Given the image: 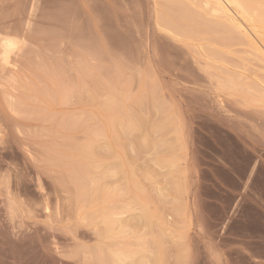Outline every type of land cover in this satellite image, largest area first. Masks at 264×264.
<instances>
[{
	"label": "rangeland",
	"instance_id": "1",
	"mask_svg": "<svg viewBox=\"0 0 264 264\" xmlns=\"http://www.w3.org/2000/svg\"><path fill=\"white\" fill-rule=\"evenodd\" d=\"M171 1L0 0V264H264V37Z\"/></svg>",
	"mask_w": 264,
	"mask_h": 264
},
{
	"label": "bare ground",
	"instance_id": "2",
	"mask_svg": "<svg viewBox=\"0 0 264 264\" xmlns=\"http://www.w3.org/2000/svg\"><path fill=\"white\" fill-rule=\"evenodd\" d=\"M4 1V0H3ZM34 1V0H33ZM153 1V0H152ZM171 1V0H170ZM179 1V0H178ZM187 1V0H186ZM207 1H211L214 5H213V10L214 11H217V12H220V14L219 15H221L222 16V14L221 13H223V14H226V15H229V16H231V13L233 14V15H236L237 16V14L239 15V18L242 16L243 18H244V20H246V21H248V22H251V23H249L250 25L252 24V26L254 27V28H257V29H259L260 30V32L259 33H261L262 35H263V37H264V11H261L260 9H259V7H258V11L255 9V13H254V8L256 7V5H257V2H259V0H207ZM10 2V1H9ZM23 2V1H22ZM138 2V1H137ZM146 2V1H145ZM172 2V1H171ZM173 2H174V0H173ZM176 2H177V0H176ZM181 1H179V3H180ZM192 2V1H191ZM199 2V1H198ZM183 2H181V4H182ZM189 3V2H188ZM260 3H264V0H263V2L262 1H260ZM259 3V4H260ZM16 4V3H15ZM86 4H88V3H86ZM136 4V3H135ZM145 4V3H144ZM175 4V3H174ZM174 4H172L171 3V5L173 6ZM191 4V3H190ZM189 4V5H190ZM204 4H205V1H204ZM207 4H209V2L207 3ZM256 4V5H255ZM33 5V4H32ZM100 5V4H99ZM170 5V4H169ZM175 5H177V4H175ZM174 5V6H175ZM185 5V3H183V8L184 7H186V5ZM255 5V6H254ZM16 6V5H15ZM172 6H170L171 7V9H172ZM173 6V7H174ZM182 6V5H181ZM181 6H175V9L174 10H170V11H175L176 9H177V12H175L176 14L178 13V12H180V13H178V14H181V15H183L182 14V12L184 11L185 12V10L187 9V7L186 8H184L185 10H183V8L181 7ZM209 6V5H208ZM263 6H264V4H263ZM262 6V7H263ZM3 7V6H2ZM35 7V6H34ZM98 7V6H97ZM145 7V6H144ZM161 7H162V4H161ZM164 7V6H163ZM176 7H178V8H176ZM179 7H180V9L182 8V10L181 11H178V9H179ZM195 7V6H194ZM261 7V6H260ZM261 7V9H263ZM66 8V7H65ZM17 9V8H16ZM19 9V8H18ZM17 9V10H18ZM35 9V8H34ZM63 9V8H62ZM96 9V8H95ZM113 9V8H112ZM118 9V8H117ZM123 9V8H122ZM164 9V8H163ZM179 9V10H180ZM199 9V8H198ZM210 9V8H209ZM5 10V9H4ZM32 10H33V7H32ZM108 10V9H107ZM111 10V9H110ZM167 10H169V7L167 8ZM207 10V9H206ZM213 10H212V12H213ZM8 11V10H7ZM35 11V10H34ZM63 11V10H62ZM61 11V12H62ZM113 11H115V10H113ZM146 11V10H145ZM169 11V12H170ZM188 11V10H187ZM65 11H63V13H64ZM85 12V11H84ZM156 12V11H155ZM189 12V11H188ZM204 12V11H203ZM236 13V14H234V13ZM253 12V13H252ZM31 13H32V11H31ZM173 13V12H172ZM174 13V14H175ZM204 13H206V12H204ZM14 14H16V13H14ZM108 14V13H107ZM160 14V13H159ZM164 14V17H163V21H160V22H163V23H165V25H166V23H167V17H169V13H168V15L166 16V14L165 13H163ZM163 14H161V15H163ZM173 14V15H174ZM192 14V13H191ZM48 15V14H47ZM46 15V16H47ZM71 15V14H70ZM75 15V14H74ZM140 15V14H139ZM158 15V14H157ZM160 15V16H161ZM206 15V14H205ZM212 15V14H211ZM45 16V17H46ZM61 16V15H60ZM172 16V15H171ZM175 16V15H174ZM177 16V15H176ZM179 16V15H178ZM224 16V15H223ZM227 17L228 19H227V21H230L231 19H230V17ZM18 17V16H17ZM59 17V16H58ZM72 17V16H71ZM166 17V18H165ZM180 17V16H179ZM179 17H177V19L176 20H180L179 19ZM214 17V16H213ZM29 18V17H28ZM31 18H32V16H31ZM104 18V17H103ZM109 18H110V16H109ZM156 18V17H155ZM170 18V17H169ZM174 18L175 17H173V20H174ZM210 18V17H209ZM225 18V17H224ZM243 18H241V19H243ZM53 19V18H52ZM158 19L159 20H162V18L160 17H158ZM186 18H184V21H186L185 20ZM188 19H190V18H188ZM226 19V18H225ZM32 20V19H31ZM30 20V21H31ZM68 20V19H67ZM142 20V19H141ZM151 20V19H150ZM164 20H165V22H164ZM170 20V19H169ZM217 20V19H216ZM243 20V21H244ZM29 21V20H28ZM154 21H155V19H154ZM188 21V20H187ZM234 22V20H233V18H232V20H231V22ZM86 22V21H85ZM180 22V21H179ZM198 22V21H197ZM196 22V23H197ZM203 22V21H202ZM241 22L242 21H240L238 24L235 22V23H232V24H228L229 25V27L230 26H232L233 25V28H237L238 30H239V28H241L240 26H242L241 25ZM98 23V22H97ZM175 23H178V22H175ZM195 23V22H194ZM224 22H221V24H223ZM246 23V22H245ZM28 24H29V22H28ZM114 24V23H113ZM126 24V23H125ZM159 24H161V23H159ZM186 24V23H185ZM247 24V23H246ZM5 25V24H4ZM167 25H169V24H167ZM220 25V24H219ZM201 26V25H200ZM208 26V25H207ZM211 26V25H210ZM222 26V25H221ZM226 25H223V29H224V27H225ZM103 27V26H102ZM158 27H160L159 25H158ZM176 27V26H175ZM192 27H194V26H192ZM227 27V26H226ZM245 27V26H244ZM190 28V27H189ZM228 28V27H227ZM226 28V29H227ZM253 28V29H254ZM116 29V28H115ZM152 29V28H151ZM177 29V28H176ZM188 29V28H187ZM195 29V28H194ZM222 29V30H223ZM244 29H246V28H243V30H242V32H243V34H242V37H247L246 38V40H248V42H249V44L251 43V42H253V41H251L250 42V40L251 39H249V33L250 32H248L247 30H245L244 31ZM154 30V29H153ZM228 30V29H227ZM183 32H184V34H185V36H187L188 34H187V30L186 29H184V30H182ZM187 31V32H186ZM217 31H218V29H217ZM254 31V30H253ZM24 32H25V30H24ZM139 32V31H138ZM177 32V31H176ZM181 32V31H180ZM183 32H181V34L183 33ZM192 32V31H191ZM207 32H209V31H207ZM224 32H225V30H224ZM230 32V30H228V32L226 31L225 33L227 34L228 33V35L230 34L231 35V33H232V30H231V32ZM241 32V31H240ZM241 32V33H242ZM214 33V32H213ZM234 33H236L235 31L232 33V36L234 35ZM254 33V32H253ZM8 34V33H7ZM7 34H0V67H1V69H8V71H9V73H11L12 72V79H13V77H14V74H15V70H16V60L14 61H12L11 59H10V55H11V53L12 54H19V49H18V44L20 43V41L22 40H20L19 39V41L16 39V37H15V35H7ZM180 34V33H179ZM199 34V33H198ZM205 34H206V32H205ZM204 34V35H205ZM239 34V33H238ZM160 35V34H159ZM183 35V34H182ZM192 35V34H191ZM196 35V34H195ZM229 35V36H230ZM235 35H237V33L235 34ZM256 35H258V34H256ZM261 35V36H262ZM14 36V37H13ZM189 36V35H188ZM187 36V37H188ZM27 37V36H26ZM100 37V36H99ZM183 37V36H182ZM197 37V36H196ZM237 37V36H236ZM235 37V38H236ZM262 37V38H263ZM199 38V37H198ZM216 38V37H215ZM251 38H252V36H251ZM24 39V38H23ZM168 39V38H167ZM25 40V39H24ZM24 40L22 41V42H24ZM61 40V39H60ZM193 40V39H192ZM211 40V39H210ZM220 40V39H219ZM230 40H231V38H230ZM261 40V39H260ZM263 40V39H262ZM168 41H170V40H168ZM174 41V40H173ZM255 41V40H254ZM21 42V43H22ZM25 42H26V40H25ZM152 42V41H151ZM218 42V41H217ZM227 42V41H226ZM238 42V41H237ZM236 42V43H237ZM247 42V43H248ZM256 42V41H255ZM175 43V42H174ZM246 43V42H245ZM260 43V42H259ZM163 44H164V42H163ZM219 44V43H218ZM240 44V43H239ZM251 44H253V43H251ZM263 44H264V40H263ZM162 45V44H161ZM221 45V44H220ZM244 45V44H243ZM254 45V44H253ZM256 45V44H255ZM257 45H258V43H257ZM20 46H21V44H20ZM223 46V45H222ZM245 46V45H244ZM152 47V46H151ZM182 47V46H181ZM188 47V46H187ZM192 47V46H191ZM225 47V46H224ZM251 48H252V46H250ZM248 48V49H251V48ZM257 47V49L258 50H260V51H262V49L260 48V46L258 47V46H255L254 48H256ZM183 48V47H182ZM211 48H209V50H210ZM16 50H18V51H16ZM169 50V49H168ZM211 50H213V49H211ZM253 50H255V49H253ZM69 51V50H68ZM142 51V50H141ZM246 51V50H245ZM244 51V52H245ZM252 51V50H251ZM256 51V50H255ZM152 52H154V51H152ZM168 52V51H167ZM248 52V51H247ZM250 53V52H249ZM253 53V52H252ZM261 54L263 53V52H260ZM158 54V53H157ZM211 54V53H210ZM251 54V53H250ZM110 55V54H109ZM208 55V54H207ZM222 55V54H221ZM254 55V54H253ZM252 55V56H253ZM78 56V55H77ZM154 56H155V54H154ZM160 56V55H159ZM213 56H214V54H213ZM22 57V56H21ZM264 57V56H263ZM14 58V57H13ZM105 58V57H104ZM124 58V57H123ZM159 58V57H158ZM166 58V57H165ZM183 58H184V56H183ZM186 58V57H185ZM187 58H188V56H187ZM218 58V57H217ZM256 58V57H255ZM260 58V57H259ZM258 58V59H259ZM262 58V57H261ZM135 59V58H134ZM181 59V58H180ZM221 59V58H220ZM264 59V58H263ZM19 60V59H18ZM84 60V59H83ZM103 60V59H102ZM170 60H171V58H170ZM182 60V59H181ZM158 61H159V59H158ZM104 62V61H103ZM159 62H161V61H159ZM165 62V61H164ZM169 62V61H168ZM183 62V61H182ZM63 63V62H62ZM191 63V62H190ZM259 63H260V61H259ZM21 64V63H20ZM119 64V63H118ZM192 64V63H191ZM217 64V63H216ZM28 65V64H27ZM151 65V64H150ZM162 65V64H161ZM171 65V64H170ZM187 65V64H186ZM212 65V64H211ZM18 66V65H17ZM147 66V65H146ZM175 66V65H174ZM170 67V66H169ZM177 67V66H176ZM86 68V67H85ZM149 68V67H148ZM167 68V67H166ZM64 69V68H63ZM96 69V68H95ZM130 69V68H129ZM171 69V68H170ZM175 69V68H174ZM173 69V70H174ZM181 69V68H180ZM142 70V69H141ZM189 70V69H188ZM7 71V70H6ZM52 71V70H51ZM94 71V70H93ZM166 71V70H165ZM181 71V70H180ZM190 71V70H189ZM157 72V71H156ZM167 72V71H166ZM193 72V71H192ZM213 72V71H212ZM234 73L236 72L235 70L233 71ZM5 73V72H4ZM101 73V72H100ZM153 73V72H152ZM171 73V72H170ZM199 73V72H198ZM6 74V73H5ZM142 74H143V72H142ZM173 74V73H172ZM184 74V73H183ZM182 74V75H183ZM191 74V73H190ZM11 75V74H10ZM10 75H8V76H10ZM141 75V74H140ZM170 75V74H169ZM222 75V74H221ZM232 75V74H231ZM5 76V75H4ZM95 76V75H94ZM116 76V75H115ZM173 76V75H172ZM185 76V75H184ZM194 76V75H193ZM224 76V75H223ZM238 76V75H237ZM254 76V75H253ZM11 77H10V79H11ZM175 77V76H174ZM188 77V76H187ZM195 77V76H194ZM14 78H17V77H14ZM75 78V77H74ZM111 78V77H110ZM190 78V77H189ZM197 78V77H196ZM225 78V77H224ZM230 78V77H229ZM232 78V77H231ZM114 79V78H113ZM141 79V78H140ZM143 79V78H142ZM192 79V78H191ZM244 79V78H243ZM261 79V78H260ZM259 79V80H260ZM137 80V79H136ZM12 81V80H11ZM40 81V80H39ZM79 81V80H78ZM91 81V80H90ZM101 81H103V80H101ZM125 82H126V80H124ZM155 81V80H154ZM190 81V80H189ZM238 81V80H237ZM244 81V80H243ZM262 81V80H261ZM13 82H15V81H13ZM25 82V81H24ZM116 82V81H115ZM143 82V81H142ZM183 82V81H182ZM230 81H228V83H229ZM232 82V81H231ZM231 82H230V84H231ZM240 82V81H239ZM238 82V83H239ZM99 83V82H98ZM141 83V82H140ZM175 83V82H174ZM75 84V83H74ZM101 84V83H100ZM163 84H165V83H163ZM162 84V85H163ZM229 84V85H230ZM241 84V83H240ZM13 85V84H12ZM83 85V84H82ZM98 85V84H97ZM203 85V84H202ZM201 85V86H202ZM221 85V84H220ZM239 85V84H238ZM258 85V84H257ZM263 85V84H262ZM73 86V85H72ZM81 86V85H80ZM96 86V85H95ZM99 86V85H98ZM118 86V85H117ZM116 86V87H117ZM120 86V85H119ZM137 86V85H136ZM207 86V85H206ZM228 86V85H227ZM246 86H248V89H249V85H246ZM52 87V86H51ZM76 87V86H75ZM78 87V86H77ZM143 87V86H142ZM150 87V86H149ZM208 87V86H207ZM230 87V86H229ZM240 87H242V85L240 86ZM83 88H84V86H83ZM99 88V87H98ZM131 88V87H130ZM211 88V87H210ZM231 88V87H230ZM232 88H234V87H232ZM9 89H12V88H10L9 87ZM32 89V88H31ZM53 89V88H52ZM115 89V88H114ZM145 89V88H144ZM154 89V88H153ZM215 89V88H214ZM235 89V88H234ZM240 89V88H239ZM2 90V89H1ZM29 90V89H28ZM61 90V89H60ZM63 90V89H62ZM62 90H61V92H62ZM102 90V89H101ZM181 90V89H180ZM186 90V89H185ZM209 90V89H208ZM247 90V89H246ZM250 90H252V91H254V92H252L253 94L252 95H254V93L255 92H257L258 93V91H256L254 88H250ZM250 90H248V92L250 91ZM260 90V89H259ZM9 91V90H8ZM12 91H14V90H12ZM74 91V90H73ZM191 91V90H190ZM5 92H6V90H5ZM64 92V91H63ZM76 92H77V90H76ZM88 92V91H87ZM93 92V91H92ZM92 92H91V95H92ZM101 92V91H100ZM109 92V91H108ZM120 92V91H119ZM150 92V91H149ZM154 92V91H153ZM242 92V91H241ZM245 92V91H244ZM83 93V92H82ZM116 93V92H115ZM152 93V92H151ZM179 93V92H178ZM236 93V92H235ZM246 93H247V91H246ZM4 94V93H3ZM6 94V93H5ZM15 94H16V92H15ZM33 94V93H32ZM58 94V93H57ZM117 94V93H116ZM230 94V93H229ZM228 94V95H229ZM10 94H8L7 95V97L9 96ZM82 95V94H81ZM90 95V96H91ZM242 95V94H241ZM247 95V94H246ZM250 95V97L249 98H251V94H249ZM248 95V96H249ZM259 95H260V93H259ZM258 95V96H259ZM262 95V94H261ZM260 95V96H261ZM13 96V95H12ZM109 96H110V94H109ZM116 96V95H115ZM125 96H127V94L125 95ZM146 96V95H145ZM144 96V97H145ZM202 96V95H201ZM258 96H256V93H255V97H258ZM259 96V97H260ZM263 96V98H264V95H262ZM14 97V96H13ZM12 97V98H13ZM221 97V96H220ZM233 97H234V95H233ZM254 97V96H253ZM258 97V98H259ZM29 98V97H28ZM58 98H59V96H58ZM75 98V97H74ZM78 98V97H77ZM98 98V97H97ZM153 98V97H152ZM201 98V97H200ZM223 98V97H222ZM261 98V97H260ZM66 99V98H65ZM94 99V98H93ZM110 99V98H109ZM138 99H140V97L138 98ZM160 99H161V97H160ZM206 99V98H205ZM225 99L226 98H224V100L223 101H225ZM11 100V99H10ZM41 100H42V98H41ZM96 100V99H95ZM111 100V99H110ZM149 100H151V98L149 99ZM200 100V99H199ZM226 100H228V99H226ZM230 100V99H229ZM258 99H256V101H257ZM261 100H263L262 98H261ZM9 101V100H8ZM15 101V100H14ZM18 101V100H17ZM21 101V100H20ZM75 101V100H74ZM113 101H115L114 99L112 100V102ZM122 101V100H121ZM128 101V100H127ZM222 101V100H221ZM232 101H234V99L232 100ZM245 101V100H244ZM252 101V100H251ZM259 101H260V99H259ZM12 102V101H11ZM76 102H78V101H76ZM111 102V101H110ZM109 102V103H110ZM111 102V104L112 105H110V104H108V105H110V107L109 108H111V106H113V104L115 103V102H113L112 103ZM126 102V101H125ZM161 102V101H160ZM209 102V101H208ZM227 102V101H226ZM247 102V101H246ZM262 102V101H261ZM10 103V102H9ZM22 103V102H21ZM121 103V102H120ZM123 103V102H122ZM150 103V102H149ZM7 104H8V102H7ZM13 104V103H12ZM24 104V103H23ZM59 104V103H58ZM76 104V103H75ZM105 104V103H104ZM127 104V103H126ZM142 104V103H141ZM224 104V103H223ZM226 104V103H225ZM232 104V103H231ZM252 104V103H251ZM5 105V104H4ZM25 105V104H24ZM63 105V104H62ZM128 105H130V104H128ZM133 105V104H132ZM150 105H151V103H150ZM159 105V104H158ZM236 105V104H235ZM246 105V104H245ZM262 105V104H261ZM15 106V105H14ZM47 106H49V105H47ZM60 106V105H59ZM114 106H115V104H114ZM120 106V105H119ZM141 106V105H140ZM192 106V105H191ZM229 106V105H228ZM256 106V105H255ZM130 107V106H129ZM137 107H139V106H137ZM144 107H145V105H144ZM231 107V106H230ZM25 108V107H24ZM113 108V107H112ZM116 108H118V107H116ZM121 108L123 109L124 107H122V105H121ZM127 108V107H126ZM131 108V107H130ZM180 108V107H179ZM232 108V107H231ZM245 108H246V106H245ZM249 108V107H248ZM76 109V108H75ZM107 109V108H106ZM241 109V108H240ZM4 110V109H3ZM130 110V109H129ZM141 110V109H140ZM180 110V109H179ZM242 110V109H241ZM247 110V109H246ZM255 110H256V108H255ZM14 111V110H13ZM24 111V110H23ZM76 111V110H75ZM168 111V110H167ZM228 111H230V110H228ZM248 111V110H247ZM77 112V111H76ZM109 112V111H108ZM138 112L140 113V111L138 110ZM231 112V111H230ZM238 112H240V111H238ZM3 113V112H2ZM4 113H6V112H4ZM10 113V112H9ZM110 113V112H109ZM109 113H108V115H109ZM117 113V112H116ZM125 113H127V112H125ZM162 113H164L165 114V112H162ZM216 113V112H215ZM251 113V112H250ZM75 114V113H74ZM118 114V113H117ZM116 114V115H117ZM217 114V113H216ZM215 114V115H216ZM235 114V113H234ZM28 115V114H27ZM90 115V114H89ZM106 115V114H105ZM113 115H115L114 114V112H113ZM166 115V114H165ZM210 115V114H209ZM242 115V114H241ZM246 115H248V114H246ZM13 116V115H12ZM68 116V115H67ZM139 116V115H138ZM164 116V115H163ZM193 116V115H192ZM237 116V115H236ZM79 117V116H78ZM107 117H109V116H107ZM112 117V116H111ZM113 117H115V116H113ZM140 117V116H139ZM138 117V118H139ZM76 118V117H75ZM116 118V117H115ZM117 118H118V116H117ZM217 118V117H216ZM19 119V118H18ZM72 119V118H71ZM109 119V118H108ZM127 119V118H126ZM164 119H165V117H164ZM232 119V118H231ZM237 119V118H236ZM235 119V120H236ZM7 120V119H6ZM65 120V119H64ZM120 120V119H119ZM240 120V119H239ZM253 120V119H252ZM10 121V120H9ZM66 121V120H65ZM110 121V120H109ZM113 120H111L110 122H109V124L112 122ZM114 121H115V119H114ZM113 121V122H114ZM138 121V120H137ZM212 121V120H211ZM12 122H14V121H12ZM75 122V121H74ZM86 122V121H85ZM112 122V123H113ZM116 122V121H115ZM120 122V121H119ZM238 122V121H237ZM242 122V121H241ZM263 122V121H262ZM11 123V122H10ZM35 123V122H34ZM68 123V122H67ZM81 123V122H80ZM136 123V122H135ZM163 123H165V122H163ZM19 124V123H18ZM114 124V123H113ZM125 124V123H124ZM124 124H123V127H124ZM160 125H161V123H159ZM174 124V123H173ZM230 124H231V122H230ZM240 124V123H239ZM8 125V124H7ZM111 125V124H110ZM163 125V124H162ZM34 126V125H33ZM126 126V125H125ZM227 126V125H226ZM252 126V125H251ZM26 127V126H25ZM108 127H109V125H108ZM115 127H117V126H115ZM139 127V126H138ZM161 127V126H160ZM175 127V126H174ZM244 127V126H243ZM119 128V127H118ZM141 128V127H140ZM139 128V129H140ZM237 128V127H236ZM239 128V127H238ZM14 129V128H13ZM126 129V128H125ZM131 129V128H130ZM155 129V128H154ZM170 129V128H169ZM233 129V128H232ZM234 130V129H233ZM119 131V130H118ZM123 131V130H122ZM249 131V130H248ZM67 132V131H66ZM69 132V131H68ZM237 132V131H236ZM241 132V131H240ZM247 132V131H246ZM248 133V132H247ZM92 134H93V132H92ZM116 134V133H115ZM218 134V133H217ZM239 134V133H238ZM251 134V133H250ZM249 134V135H250ZM109 135H110V133H109ZM88 136V135H87ZM113 135H111V137H112ZM117 136V135H116ZM174 136V135H173ZM247 137H249V136H247ZM255 137V136H254ZM263 137V136H262ZM110 138V137H109ZM137 138H139V137H137ZM239 138V137H238ZM91 139V138H90ZM93 139V138H92ZM259 139V138H258ZM72 140V139H71ZM94 140V139H93ZM109 140H111V139H109ZM240 140V139H239ZM255 140V139H254ZM91 141V140H90ZM138 141H140L139 139H138ZM241 141H239V143H240ZM263 142V141H262ZM89 143V142H88ZM91 143V142H90ZM245 143H247L246 141H245ZM248 143H250L249 141H248ZM264 143V142H263ZM111 144H113V143H111ZM137 144V143H136ZM170 144V143H169ZM257 144V143H256ZM92 145V144H91ZM93 145H95V144H93ZM92 145V146H93ZM142 145V144H141ZM157 145V144H156ZM252 145V144H251ZM90 146V145H89ZM88 146V147H89ZM96 146V145H95ZM161 146V145H160ZM172 146V145H171ZM178 146V145H177ZM256 146V145H255ZM261 146V145H260ZM89 148H92V147H89ZM105 148V147H104ZM103 148V149H104ZM111 148V147H110ZM135 148V147H134ZM170 148V147H169ZM252 148H253V146H252ZM254 149H256V148H254ZM88 150H90V149H88ZM94 150V149H93ZM110 150V149H109ZM172 150H173V148H172ZM225 150V149H224ZM92 151V150H91ZM90 151V153H93V152H91ZM113 151V150H112ZM170 151V150H169ZM255 151H257V150H255ZM94 152H95V150H94ZM173 152V151H172ZM88 153V152H87ZM115 153V152H114ZM113 153V156L115 155ZM116 153H117V151H116ZM167 153H168V151H167ZM213 153V152H212ZM226 153V152H225ZM255 153H257V152H255ZM255 153H253V154H255ZM264 153V152H263ZM94 154V153H93ZM118 154V153H117ZM112 155V154H111ZM110 155V156H111ZM257 156H255V157H257L256 159H255V161H253L254 162V164H253V167H255L257 164H258V159H259V156H258V153L256 154ZM260 155V154H259ZM95 156V155H94ZM167 156V155H166ZM253 156V155H252ZM87 157V156H86ZM89 157H91V156H89ZM162 157V156H161ZM254 157V156H253ZM170 158V157H169ZM159 159V158H158ZM167 159V158H166ZM173 159V158H172ZM175 159V158H174ZM177 159V158H176ZM89 160V159H88ZM92 160V159H91ZM155 160H157V159H155ZM260 160V159H259ZM86 161V160H85ZM175 162H176V160H174ZM178 161V160H177ZM208 161V160H207ZM262 161V160H261ZM89 162V161H88ZM87 162V163H88ZM159 162V161H158ZM163 162V161H162ZM170 163H171V161H169ZM175 162H172V163H175ZM74 163V162H73ZM263 163V162H262ZM89 164H90V162H89ZM113 164V163H112ZM116 164V163H115ZM121 164V163H120ZM167 164H168V162H167ZM223 164V163H222ZM35 165V164H34ZM65 165H66V163H65ZM96 165V164H95ZM122 165V164H121ZM158 165V164H157ZM171 165H173V164H171ZM171 165H169V166H171ZM260 165V164H259ZM94 166V165H93ZM92 166V167H93ZM103 166H104V164H103ZM112 166V165H111ZM117 166V165H116ZM76 167V166H75ZM84 167V166H83ZM115 167V166H114ZM167 167V166H166ZM177 167V166H176ZM179 167V166H178ZM252 167V169H254ZM64 168V167H63ZM96 168H97V166H96ZM180 168V167H179ZM178 168V169H179ZM34 169V168H33ZM98 169V168H97ZM103 169V168H102ZM95 170V169H94ZM119 170V169H118ZM181 170V169H180ZM90 171H92V170H90ZM113 171V170H112ZM177 171V170H176ZM64 172V171H63ZM86 172V171H85ZM114 172V171H113ZM117 172V171H116ZM119 172V171H118ZM131 172V171H130ZM129 172V173H130ZM44 173V172H43ZM97 173V172H96ZM95 173V174H96ZM115 173V172H114ZM235 173V172H234ZM41 174V173H40ZM73 174V173H72ZM71 174V175H72ZM125 174V173H124ZM123 174V175H124ZM198 174V173H197ZM99 175H101V174H99ZM92 176V175H91ZM95 176V175H94ZM128 176V175H127ZM85 177V176H84ZM96 177V176H95ZM236 177V176H235ZM75 178V177H74ZM91 178V177H90ZM97 178H101V177H97ZM39 179V178H38ZM88 179V178H87ZM123 179V178H122ZM253 179H254V177H253ZM77 180V179H76ZM86 180V179H85ZM89 180V179H88ZM94 178H93V182H94ZM97 180V179H96ZM124 180V179H123ZM235 180V179H234ZM92 181V180H91ZM127 181V180H126ZM134 181V180H133ZM197 181V180H196ZM24 182V181H23ZM71 182V181H70ZM77 182V181H76ZM85 183H87L86 181H84ZM118 182V181H117ZM128 182V181H127ZM217 182V181H216ZM69 183V182H68ZM72 183V182H71ZM119 183V182H118ZM135 183V182H134ZM65 184H67V183H65ZM229 184V183H228ZM89 185V184H88ZM93 185H94V183H93ZM93 185H92V187H93ZM198 185V184H197ZM71 186V185H70ZM95 186V185H94ZM133 186V185H132ZM220 186V185H219ZM37 187H38V185H37ZM84 187H85V185H84ZM90 187V186H89ZM89 187H88V189H89ZM98 188H99V186H97ZM124 187V186H123ZM175 187V186H174ZM41 188V187H40ZM74 188V187H73ZM97 188V189H98ZM134 188V187H133ZM137 188V187H136ZM68 189V188H67ZM87 189V190H88ZM99 189H101V188H99ZM125 189V188H124ZM173 189V188H172ZM180 189V188H179ZM206 189V188H205ZM39 190H41V189H39ZM38 190V191H39ZM142 190V189H141ZM247 190V189H246ZM75 191V190H74ZM85 191H86V189H85ZM85 191H83V192H85ZM73 192V191H72ZM98 193H101L102 192V189H101V191L99 192V190L97 191ZM103 192H104V190H103ZM210 192V191H209ZM230 192V191H229ZM54 193V192H53ZM237 193V192H236ZM253 193V192H252ZM102 194V193H101ZM100 194V195H101ZM139 194V193H138ZM184 194V193H183ZM263 194V193H262ZM69 195V194H68ZM91 195V194H90ZM94 195H95V193H94ZM93 195V196H94ZM217 195V194H216ZM239 195H243L242 193H240ZM97 196H98V194H97ZM103 196H104V194H103ZM238 196V195H237ZM89 197V196H88ZM101 197H102V195H101ZM239 197V196H238ZM245 196L243 195V198H244ZM263 197V196H262ZM90 198V197H89ZM99 198H100V196H99ZM103 198V197H102ZM115 198V197H114ZM135 198H136V196H135ZM180 198V197H179ZM241 198V197H240ZM260 198V197H259ZM95 199H96V197H95ZM101 199V198H100ZM99 199V200H100ZM104 199V198H103ZM147 199V198H146ZM201 199V198H200ZM231 199V198H230ZM97 200V199H96ZM66 201V200H65ZM89 201H92V200H89ZM141 201V200H140ZM143 201V200H142ZM88 202V201H87ZM197 202V201H196ZM88 203H90V202H88ZM112 203V202H111ZM264 203V202H263ZM92 204V203H91ZM93 204L95 205V202H93ZM98 204V203H97ZM108 204V203H107ZM110 205V204H109ZM142 205H144L143 203H142ZM194 205V204H193ZM105 206V205H104ZM45 207V206H44ZM89 207V206H88ZM92 207V206H91ZM97 207V206H96ZM261 207V206H260ZM84 208V207H83ZM82 208V209H83ZM101 208H102V206H101ZM103 209H104V207H103ZM196 209V208H195ZM261 209V208H260ZM79 210H81V209H79ZM86 210V209H85ZM106 210V209H105ZM48 211V210H47ZM91 211V210H90ZM106 211H108V210H106ZM143 211V210H142ZM145 211V210H144ZM148 211V210H147ZM61 212V211H60ZM94 212V211H93ZM104 212L105 211H103V218L105 219L104 221L106 222L105 223V225L106 224H110L111 222L113 223L114 222V220H113V218L111 219L110 218V216H109V214H106L107 212H105V214H104ZM88 213H90V212H88ZM95 213V212H94ZM98 213V212H97ZM113 213V212H112ZM196 213V212H195ZM76 214V213H75ZM82 214V213H81ZM102 214V213H101ZM141 214V213H140ZM87 215V214H86ZM89 215V214H88ZM87 215V217H89ZM73 216V215H72ZM77 216V215H76ZM148 216V215H147ZM46 217V216H45ZM85 217V216H84ZM112 217H114V216H112ZM97 218V217H96ZM96 218H94V219H96ZM143 218V217H142ZM87 220V219H86ZM113 220V221H112ZM65 221V220H64ZM98 222V221H97ZM59 223V222H58ZM94 223V222H93ZM7 225V224H6ZM67 225V224H66ZM104 225V226H105ZM77 226V225H76ZM256 227V226H255ZM45 228V227H44ZM107 229V228H106ZM105 229V230H106ZM9 230V229H8ZM71 231V230H70ZM97 232V231H96ZM73 233V232H72ZM67 235V234H66ZM75 235V234H74ZM97 236V235H96ZM103 237V236H102ZM74 238V237H73ZM37 239V238H36ZM79 239V238H78ZM98 239V238H97ZM71 240V239H70ZM100 240V239H99ZM104 240V239H103ZM108 241V240H107ZM210 242V241H209ZM104 243V242H103ZM43 244V243H42ZM80 244V243H79ZM101 245V244H100ZM112 246V245H111ZM95 247V246H94ZM100 247V246H99ZM112 250V249H111ZM48 251H49V249H48ZM53 251V250H52ZM66 251V250H65ZM128 251V250H127ZM114 252V251H113ZM213 253V252H212ZM217 253V252H216ZM94 254V253H93ZM98 254V253H97ZM209 254V253H208ZM91 255V254H90ZM88 256H89V254H88ZM100 256V255H99ZM114 256V255H113ZM119 256H121V255H119ZM124 256V255H123ZM220 257V256H219ZM42 258V257H41ZM56 258V257H55ZM93 258H95V257H93ZM98 258H100V257H98ZM103 258V257H102ZM112 258V257H111ZM214 258V257H213ZM82 259V258H81ZM104 259V258H103ZM113 259V258H112ZM211 259V258H210ZM106 260V259H105ZM104 260V261H105ZM123 260V259H122ZM52 261V260H51ZM82 261V260H81ZM116 261V260H115ZM193 261V260H192ZM53 262V261H52ZM64 262V261H63ZM90 262V261H89ZM95 262H97V261H95ZM110 262V261H109ZM113 262H114V260H113ZM130 262V261H129ZM128 262V263H129ZM51 263V262H50ZM88 263V262H87ZM102 263V262H101ZM117 263V262H116ZM127 263V262H126ZM106 264V263H105Z\"/></svg>",
	"mask_w": 264,
	"mask_h": 264
}]
</instances>
